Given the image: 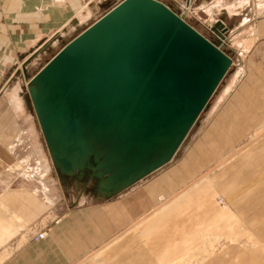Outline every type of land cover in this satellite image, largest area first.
<instances>
[{"label":"crops","instance_id":"obj_1","mask_svg":"<svg viewBox=\"0 0 264 264\" xmlns=\"http://www.w3.org/2000/svg\"><path fill=\"white\" fill-rule=\"evenodd\" d=\"M89 1L0 0V96L11 110L0 116V264H187L206 235L255 246L245 251L264 246V0L200 4L206 30L218 20L228 28L223 40L212 37L227 43L231 66L164 166L110 199L54 218L44 197L17 182L12 169L42 158L43 137L27 102L26 115L13 111L2 84L50 34L82 23L107 0L80 21ZM216 3L220 14L210 20L205 8ZM42 228L46 237L32 242Z\"/></svg>","mask_w":264,"mask_h":264},{"label":"water","instance_id":"obj_2","mask_svg":"<svg viewBox=\"0 0 264 264\" xmlns=\"http://www.w3.org/2000/svg\"><path fill=\"white\" fill-rule=\"evenodd\" d=\"M210 31L222 40L227 28L218 20ZM230 66L161 2L121 0L35 74L31 106L49 146L51 133L69 143L86 128L119 130L139 166L159 145L175 151Z\"/></svg>","mask_w":264,"mask_h":264},{"label":"rangeland","instance_id":"obj_3","mask_svg":"<svg viewBox=\"0 0 264 264\" xmlns=\"http://www.w3.org/2000/svg\"><path fill=\"white\" fill-rule=\"evenodd\" d=\"M101 1V0H100ZM168 7L174 14H176L182 21L191 26L204 38L215 41L218 43L220 50L226 54L230 59L232 55L228 52L227 45H221L218 39L212 37L210 31L211 28H204V10H199L200 4L204 0H157ZM118 0H107L101 2L98 5V9L82 23H72V27L65 33H52L48 37L47 41H52V44H48L47 49L43 51L36 62L31 64L26 70L25 74L22 73L20 64H22L31 54L24 57V59L18 61L17 68L11 71V74L3 82L2 87L9 82V86H18L23 94V100L27 102V111L34 117L35 124L39 126L34 110L31 106V90L30 88H37V84L33 80L35 74L53 57L55 56L63 46L69 41L75 38L83 30L94 23L98 18L104 15L108 10L116 5ZM98 3V1H97ZM87 5V6H86ZM204 5V3L202 4ZM201 5V6H202ZM88 14V2L81 5L79 20H84V17ZM89 17V16H88ZM210 19V18H209ZM222 22V21H221ZM223 23V22H222ZM68 24V23H67ZM66 26V25H65ZM60 27L58 28V30ZM45 41L38 48L43 46ZM36 49V50H37ZM26 58V59H25ZM19 71V72H18ZM18 73V74H17ZM13 74V75H12ZM12 75V76H11ZM11 76V77H10ZM5 86V88H7ZM6 95L0 96V116H9L10 108L5 106ZM23 101V102H24ZM37 121V123H36ZM261 132L264 129L261 128ZM82 135V142L87 149L92 147V151L88 153L87 157L82 161L76 151L70 147H65V144L60 141L54 142L59 154H56L53 149L48 145L47 141L42 138L41 160L37 157H33L31 162L23 161L18 163L12 169V173L16 174L17 182L26 181L36 193L44 197L50 204V211L54 214L52 218L59 216L66 210L87 203H98L110 199L121 193L126 188L134 185L136 182L151 175L159 168L164 166L153 167L151 170L147 169L148 161H143V164L139 166H129L128 169L115 173L119 163L124 162L123 158L118 156L117 151H110L107 149V140L104 137L92 138L90 141L85 139L86 133ZM88 136V134L86 135ZM43 137V135H42ZM95 152V154L93 153ZM67 157L72 161V167L68 165L55 162L58 156ZM172 158V157H171ZM42 159L48 164L49 174L44 177L45 174L38 172V164ZM39 162V163H38ZM52 173V174H51ZM50 175V176H49ZM138 175V176H137ZM52 176V177H51ZM114 176V177H112ZM51 177V178H50ZM114 178V180H111ZM128 186V187H127ZM217 200V199H216ZM222 200V199H221ZM223 201V200H222ZM217 203V201H216ZM218 205V204H217ZM219 206V205H218ZM225 203L220 207H225ZM241 241V240H240ZM261 244H257V250L245 251L255 248V246H249L248 244L239 243L237 240H233L231 237H216V236H204V242L202 248L193 250L189 255L187 264H208L211 261H218L220 264H264V247ZM246 259V258H248ZM178 263H180L178 261ZM217 264V263H214Z\"/></svg>","mask_w":264,"mask_h":264},{"label":"bare ground","instance_id":"obj_4","mask_svg":"<svg viewBox=\"0 0 264 264\" xmlns=\"http://www.w3.org/2000/svg\"><path fill=\"white\" fill-rule=\"evenodd\" d=\"M97 1L99 2L100 0H90L88 3V7H89V14H91L93 12V10L97 9ZM219 1V0H218ZM232 4V3H231ZM240 4V3H239ZM207 5V4H206ZM87 6V5H86ZM204 6V5H202ZM230 6V5H229ZM234 6V5H233ZM240 6V5H239ZM242 6V5H241ZM227 7V5H226ZM204 8V7H202ZM236 8V7H235ZM239 8V7H238ZM223 9V8H221ZM205 11L208 14V17L210 18V20H213L215 18V16H217L218 14H220V3L219 5L213 4V5H208L205 8ZM237 11V10H236ZM231 12H235V10H231L229 11ZM234 15V14H233ZM237 15V14H236ZM75 24V23H74ZM223 24V23H222ZM224 25V24H223ZM73 25L72 23H68L66 24V26H64L62 29L59 30V34L61 33H65L67 31H69V28H71ZM225 27V26H224ZM227 28V27H225ZM227 32H228V28H227ZM226 32V33H227ZM66 34V33H65ZM220 39V38H219ZM223 40V39H222ZM48 44H52V41H47V43H45L43 46H41L40 48H38L37 50H35V52L30 56V57H26L25 61L20 64L21 67V71L23 74H25V70L34 62H36L37 58L43 54V51L47 49ZM53 45V44H52ZM24 67V68H23ZM19 72V71H18ZM18 74V73H17ZM9 84V82H8ZM7 84V85H8ZM6 85V87H7ZM10 85V84H9ZM8 85V86H9ZM7 94H8V100L9 103L12 105V108L14 109L13 111L15 112H19L21 115H26V112L24 110V102H23V98L20 96V89L18 86H11V87H7ZM204 110V109H203ZM202 113V112H201ZM15 114V113H14ZM18 115V114H17ZM28 118V116H26ZM31 127V126H30ZM262 128L264 129V125L262 126ZM29 129V128H28ZM32 129V128H31ZM27 130V129H26ZM41 130V129H40ZM30 131V130H29ZM36 131V130H35ZM86 135L88 134V136L85 135V139H88L89 141L92 138H97V137H104V139L107 140L106 146L107 149L110 151H117L118 152V156H120L121 158H123L124 162H120L119 165L116 167V170H114L113 175H117V173L124 171L125 169L127 170L129 166L134 167L137 163H139L140 160L135 159L136 158V154H134V150H131V152H126L125 147H124V142L122 139H120V135H119V130L116 132H109L106 134H101V135H91L89 128H86L85 130ZM42 132V131H41ZM31 133V131L29 132ZM35 134V132H34ZM33 134V135H34ZM121 134V132H120ZM43 135V133H42ZM82 134L81 132H77L75 134V138L71 139L69 143H65V138L62 140L61 138H59L58 134L56 133H51L49 141H50V147L53 149V151L56 154H59V151L57 150L54 141L57 139L58 141L60 140V142H63L65 144V147H70L71 149H73L74 151H76V153L79 156V159H81V163L82 161L87 157L88 153L92 151V145L89 146V148L87 149L86 147H84L83 142H82ZM38 136V135H37ZM36 136V137H37ZM35 137V136H34ZM44 138V136H43ZM38 139V138H37ZM53 141V142H52ZM37 143V141H36ZM180 144L178 145V147L175 149V151H173L172 153H169L170 150H168L166 148V146L164 144L159 145L157 148H155V150L149 154L146 158V160L148 161L147 164V169L151 170L153 167L158 166L157 163L160 160H164L165 157H167V159L169 158V160L171 159V157L175 154L176 150L179 148ZM91 150V151H90ZM95 154V152H93ZM126 153V154H125ZM62 159L65 161V163H67V165L70 167H72V161L69 160L66 156H58L55 159V162L57 164H59V160ZM41 160V159H40ZM39 163V162H38ZM143 164V162L141 161V165ZM38 172L40 174H45L44 177L48 178V174L50 173L48 170V164H46V161L42 160L41 163L38 164ZM49 172V173H48ZM52 174V173H51ZM50 176V175H49ZM138 176V175H137ZM52 177V176H51ZM50 177V178H51ZM114 177V176H112ZM111 180H114V178H111ZM206 194V193H205ZM161 199V198H160Z\"/></svg>","mask_w":264,"mask_h":264},{"label":"built area","instance_id":"obj_5","mask_svg":"<svg viewBox=\"0 0 264 264\" xmlns=\"http://www.w3.org/2000/svg\"><path fill=\"white\" fill-rule=\"evenodd\" d=\"M217 204L219 206L223 205V201L220 198H217ZM47 235V228H42L40 230H38L32 237H31V241L34 243H37L41 240H43Z\"/></svg>","mask_w":264,"mask_h":264}]
</instances>
